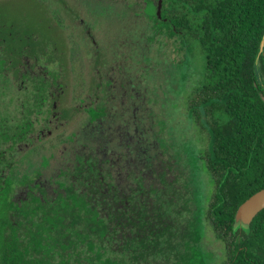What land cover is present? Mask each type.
Wrapping results in <instances>:
<instances>
[{
  "label": "flooded vegetation",
  "instance_id": "1",
  "mask_svg": "<svg viewBox=\"0 0 264 264\" xmlns=\"http://www.w3.org/2000/svg\"><path fill=\"white\" fill-rule=\"evenodd\" d=\"M182 1L0 0V81L33 116L34 141L25 148L52 150L29 159L25 198L36 185L57 195L67 180L96 210L119 211V197L122 205L138 188L135 177L146 187L137 194L154 206L157 181L164 187L171 163L196 176L210 146L206 102L218 95L199 40L180 24ZM193 42L204 65L185 109L201 150L168 104L174 69L191 72Z\"/></svg>",
  "mask_w": 264,
  "mask_h": 264
},
{
  "label": "trees",
  "instance_id": "2",
  "mask_svg": "<svg viewBox=\"0 0 264 264\" xmlns=\"http://www.w3.org/2000/svg\"><path fill=\"white\" fill-rule=\"evenodd\" d=\"M182 2L180 24L199 40L218 95L206 102L213 121L205 166L213 188L204 218L223 246L219 264H264V209L249 231L234 228L239 205L264 188V83L257 65L261 59L264 70V52L257 59L264 36V0ZM9 87L0 81V264H157L165 243L168 253L178 254L175 264H212L201 245L196 217L184 225L191 240L182 243L173 242L178 233L169 223L150 219L148 200L143 199L147 195L137 194L146 188L141 177L132 179L138 188L122 198V205L119 197V211L96 210L67 180L57 195L36 185L27 198L17 199V188L31 182L29 159L46 158L45 151L52 150L39 143L25 148L34 141L29 137L33 116ZM165 195L156 187L157 203L165 206L155 212L157 218L171 215L178 206L172 197L165 205ZM190 201L184 203L187 210Z\"/></svg>",
  "mask_w": 264,
  "mask_h": 264
},
{
  "label": "rangeland",
  "instance_id": "3",
  "mask_svg": "<svg viewBox=\"0 0 264 264\" xmlns=\"http://www.w3.org/2000/svg\"><path fill=\"white\" fill-rule=\"evenodd\" d=\"M16 12L17 11L11 7V16H15ZM14 20L19 22V18ZM110 28H115V26ZM199 45L200 44H197V42L192 43L193 59L191 61L192 67L190 66L191 72L187 71L185 74H183V72L179 71V69H174L173 72L175 73L171 75L170 86L172 87V91L175 93V98L168 100V104L169 107L173 109V115L178 121L177 127H184L192 135L193 146L196 149L201 150L205 145L203 138L201 137V133L197 128L198 126L192 123L189 116L190 112L185 109L189 90L191 89L192 85H195L198 81L202 80L204 57ZM257 65L258 75L260 80L264 83V70H262L263 62L261 59L257 60ZM178 73L180 75L179 78H177ZM196 165L197 166L194 167L196 176L194 177L191 174L192 171H189L188 169L186 170L185 166L174 165V163L170 164V167H174L167 178V181L170 184H167L166 186L163 183V187L160 186V183L157 181V187L167 191L164 201L166 200L170 202L169 197H172L173 200L177 202L178 206L176 207L175 211L173 209L170 210L172 213L171 215L163 213L160 214V218H157L155 212L159 211V207L160 210L164 211L165 206L161 205L160 203L158 204V200L155 198L156 200L154 202V206H148L151 210L150 219L154 222L163 220V224L169 223V227L178 233V235H175L176 237L172 239L173 242L176 241L182 243L187 239L191 240L190 237L185 234L186 229L184 225H186L188 219L196 217V225L198 228L202 229L201 245L204 251L210 253V262L212 264H219V254L221 253V248L223 246L221 242L214 237L210 226L204 218V207L210 199L213 183L205 164L199 163ZM17 189L18 190L15 192V197H17V199H25L23 192L24 188L19 187ZM187 198L191 199L190 206H188L189 210H187L184 206ZM143 199L147 203V196H145ZM203 223L204 225L201 228L200 224L202 225ZM181 245L183 247V252H186L185 246L183 244ZM168 250V243H165L162 251L159 252L161 254L158 258L157 264H175V262L178 261L179 257L176 250L171 251L170 253H168ZM188 252L190 251L188 250ZM181 262H183V260Z\"/></svg>",
  "mask_w": 264,
  "mask_h": 264
},
{
  "label": "water",
  "instance_id": "4",
  "mask_svg": "<svg viewBox=\"0 0 264 264\" xmlns=\"http://www.w3.org/2000/svg\"><path fill=\"white\" fill-rule=\"evenodd\" d=\"M162 4V0H160ZM264 52V36L261 41L260 51L258 53V58ZM264 209V188L258 190L247 198L243 203H241L236 211L234 228L235 230L244 229L249 231L251 223L253 222L255 216Z\"/></svg>",
  "mask_w": 264,
  "mask_h": 264
}]
</instances>
